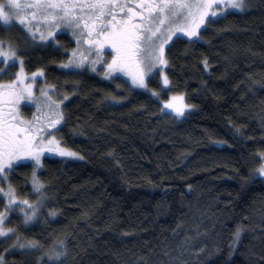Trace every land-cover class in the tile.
<instances>
[{
	"label": "trees",
	"instance_id": "obj_1",
	"mask_svg": "<svg viewBox=\"0 0 264 264\" xmlns=\"http://www.w3.org/2000/svg\"><path fill=\"white\" fill-rule=\"evenodd\" d=\"M246 2L213 18L200 39L171 42L169 91L158 75L148 79L163 98L185 96L193 107L183 117L121 76L63 69L76 45L69 34H58V45L33 42L23 27L0 22V40L18 45L24 70L43 69L55 86L63 123L52 132L80 154L43 157L41 216L25 225L13 209L5 226L44 249L64 240L66 254L51 264H264V176L256 171L264 162V0ZM33 167L9 173L31 200ZM5 203L0 195V210ZM49 209L59 211L49 217ZM14 239L0 238L6 264H50L42 251L9 247Z\"/></svg>",
	"mask_w": 264,
	"mask_h": 264
},
{
	"label": "snow or ice",
	"instance_id": "obj_2",
	"mask_svg": "<svg viewBox=\"0 0 264 264\" xmlns=\"http://www.w3.org/2000/svg\"><path fill=\"white\" fill-rule=\"evenodd\" d=\"M131 3L132 6H129ZM247 6L246 0H0V22L10 26L18 22L24 26L35 40L56 41V29L61 27V22L82 31L86 43L90 47V54L95 59H89L79 49L72 50L65 67H82L85 61L93 69L101 63L102 51L105 44L111 45L115 54L106 64L103 75L111 79L117 77L113 74L125 73L130 77L132 85L146 88V80L149 74L160 72L162 84L169 85L170 79L164 66L169 64L165 56V45L177 33H182L187 38L200 39L201 26L207 27L213 18L222 17L228 9H243ZM139 9V10H138ZM43 22L46 31L40 30ZM167 23L168 27L163 31V39H160L162 27ZM79 39V38H78ZM170 47V45H169ZM18 45L11 41L0 40V63L5 67L0 68V75L8 70V66L18 63L19 71L12 73L14 80L0 83V195L6 198L3 210H0V238L9 239L15 237L9 247H19L28 252L42 251L48 258L59 261L66 254L64 240H56L48 249L36 239H29L19 232L16 227H7L10 219L9 212L18 209L22 215V223L31 224L41 216V207L48 199L45 191V183L37 175L36 169L42 167V156L45 152L53 153L61 157L79 156L80 154L62 146V143L54 135L45 138L48 130H56V125L63 120V113L56 111L47 116V121L34 118L37 122L25 121L15 115V107L21 100L34 99L33 84L26 82L35 79L37 73L30 76L24 72V57L19 55ZM204 67H208L205 58ZM55 91V86H50ZM40 100L49 108L59 109L62 101L53 100L48 93L41 88ZM152 94L159 97L160 93L155 89ZM67 99V97H64ZM113 99H119L112 97ZM162 111L171 109L175 114L183 115L186 108L191 105L183 103V96H173L161 101ZM5 104L8 111L4 112ZM7 115V119H5ZM47 115V114H46ZM44 123L43 128L39 125ZM29 160L34 165L31 172V186L36 199L31 200L27 196H21L15 184L9 179V173L16 167H20L23 161ZM264 161V156H262ZM264 176V162L256 170ZM6 183V187L4 186ZM59 210L49 209L48 216L54 217ZM242 228L237 227L234 233V242H238ZM7 249H5V252ZM0 264H6L4 253L0 252Z\"/></svg>",
	"mask_w": 264,
	"mask_h": 264
},
{
	"label": "rangeland",
	"instance_id": "obj_3",
	"mask_svg": "<svg viewBox=\"0 0 264 264\" xmlns=\"http://www.w3.org/2000/svg\"><path fill=\"white\" fill-rule=\"evenodd\" d=\"M22 2H30V0H22ZM129 6H132L131 3L129 4ZM244 9V8H243ZM243 9H228L227 11H230V10H243ZM139 10V9H138ZM2 23V22H1ZM40 23V30L41 31H46V27L44 25V23L41 21L39 22ZM3 24V23H2ZM4 25V24H3ZM6 26V25H5ZM12 26H20V27H23L26 31L27 29L20 25L18 22H13L10 26H7V27H12ZM168 27L167 23H165V25L162 27V32L160 34H158L160 36V39H163V31L166 30V28ZM205 26H201V30L204 28ZM67 33L71 36V38L75 41V47L73 49H79L86 57H88L89 59H95L96 57L95 56H92L90 54V47L87 45L86 43V39H85V36L82 34V31L80 30H77L75 27L73 26H69L68 24L66 23H63L61 22V27L56 29V33L57 35L60 34V33ZM56 35V36H57ZM200 35V33H199ZM176 37H184V38H187L186 36H184V34L182 33H177L176 36L173 37V40L176 38ZM79 38V39H78ZM56 39V38H55ZM187 39H190V38H187ZM172 40V41H173ZM38 42H42V43H45V44H48L50 42H53L55 44H59V43H56L54 41L51 40V38L48 40V41H40V40H36ZM57 41V40H56ZM172 41H169V45L171 44ZM169 45H165V56H166V50H167V47ZM72 49V50H73ZM72 50L70 51V56L69 58L61 65V67L65 70H84V69H87L89 71H92V72H95V73H98L103 79H107V80H110L111 78L109 77H106L103 75L104 71L106 70V64L108 61L111 60V57L112 55L115 54L114 50L112 49L111 45L109 44H105L104 45V48H103V51H102V56H101V63H103L105 66L104 67H101L100 64H97V66L95 67V69H93L91 67V65L88 63V61H85V64L82 66V67H72V68H69V67H65V65H67L70 57H72ZM167 58V57H166ZM5 67L4 64L0 63V68H3ZM20 69V65L18 63H16V72L19 71ZM8 70H9V66H8ZM7 70V71H8ZM163 71L167 73V65L164 66L163 68ZM25 74L30 76L31 74L27 73L25 70H24ZM7 73V72H5ZM4 73V74H5ZM37 73V72H35ZM3 74V75H4ZM3 75H0V83H6L8 81H11V80H14L15 79V76L11 77V78H4ZM114 76H121L123 78H125L127 81H129V83L131 84L130 82V77H128L125 73L121 72L119 74H116L114 73L113 74ZM155 75H158L159 78H160V81H161V87H162V91H169L170 90V84L169 85H163L162 84V75L160 72H156ZM153 74H149V78L155 76ZM146 80V83H147V87L146 88H142V87H137V86H134L132 85L134 88L136 89H139V90H143V91H147L149 90L150 93L152 94V90H150L149 86H148V79ZM26 82L28 83H31L33 84V96H34V99H24V100H21L18 104L15 105L16 109H17V112L15 113V115H18L20 116L23 120L25 121H31L33 123H36L37 121L34 119V118H40L41 121L43 122H46L47 121V116L48 115H51L53 119H55V116L52 115V113H55L56 111H61L63 113V106H62V103L59 107V109H52V112L50 113L49 112V108L45 105V103L40 100V96H41V91L40 89L43 88L47 93L48 95L53 99V100H56L54 95H53V90H51L50 86L52 85H49L45 82L44 80V74L43 72L42 73H37V77L33 80V79H29L27 80ZM157 91V90H156ZM159 92V91H157ZM160 93V92H159ZM153 95V94H152ZM182 95L183 96V103L185 104H188L185 100V96L183 94H174V93H171L169 92L168 94V98H163L161 97V95L159 97L153 95V97L157 98L161 101L163 100H168L169 98L173 97V96H180ZM188 105H191V104H188ZM161 106L163 107L162 103H161ZM192 106V105H191ZM25 107V108H24ZM29 108L30 111H26V108ZM193 107V106H192ZM192 107L190 108H186L185 111H184V114L183 115H177L175 114V112L171 109H166V110H163V111H166V112H170L172 113L173 115L177 116V117H183L184 115H186V113L188 111H190L192 109ZM8 111V108H7V105L5 104V107H4V112L7 113ZM47 114V115H46ZM5 119H7V115H5ZM63 123V120H61L60 124L56 125V129ZM41 128H43L44 126V123H40L39 125ZM53 130H48L47 132L44 133V136L45 138H47L48 135H54L56 136L53 132ZM45 156H49V157H58V158H66V159H77L80 157L79 156H69V157H61V156H58V155H55L53 153H49V152H45L44 155L42 156V159L43 157ZM23 162H31L29 160H25Z\"/></svg>",
	"mask_w": 264,
	"mask_h": 264
}]
</instances>
